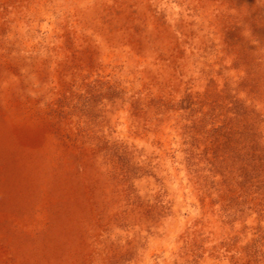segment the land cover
<instances>
[{
  "label": "rangeland",
  "instance_id": "obj_1",
  "mask_svg": "<svg viewBox=\"0 0 264 264\" xmlns=\"http://www.w3.org/2000/svg\"><path fill=\"white\" fill-rule=\"evenodd\" d=\"M0 264H264V0H0Z\"/></svg>",
  "mask_w": 264,
  "mask_h": 264
}]
</instances>
